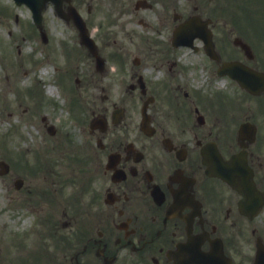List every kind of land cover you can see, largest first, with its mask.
<instances>
[{"label":"flooded vegetation","instance_id":"obj_1","mask_svg":"<svg viewBox=\"0 0 264 264\" xmlns=\"http://www.w3.org/2000/svg\"><path fill=\"white\" fill-rule=\"evenodd\" d=\"M43 1L91 118L4 175L0 264H264V0Z\"/></svg>","mask_w":264,"mask_h":264},{"label":"rangeland","instance_id":"obj_2","mask_svg":"<svg viewBox=\"0 0 264 264\" xmlns=\"http://www.w3.org/2000/svg\"><path fill=\"white\" fill-rule=\"evenodd\" d=\"M0 2H2L3 4H10L14 7V10H17V14L19 17L18 21L15 22H17L21 26L22 35L25 38L31 40L34 36V32L33 23L31 21V17L28 16V11L25 8H15V5L11 4L12 0H0ZM51 17L52 15L50 13L47 14L48 19H50ZM15 19L17 20V18ZM13 22V19H9L8 26L15 32L18 29V26H16ZM13 25H15L14 28ZM4 27L0 25V159L9 161V163H17L19 153V149L17 148V146L20 145L23 138H30L29 134L27 133L28 129H36L34 126H31L29 124H32L34 120L35 126L39 125V120L37 119L35 114H33L32 118H30L28 116L32 115V112L30 110L23 111V108H30V102L34 100L36 101L37 106H39L41 102L37 101V99L41 98L42 96V93L40 92L38 86L34 85L32 87H28V85L32 83L33 78L37 77V71L35 69L33 71L29 70L25 75L24 72H21L20 70L24 66L29 67L32 65L33 60L31 59V56L40 51V46L36 47V49H34L33 51H29L28 47L26 46L22 48L19 44L11 48L8 45L7 41L4 39ZM65 29L66 28L64 26L57 24L56 22H52L51 37H53V41L59 39V37L57 36H60L61 32L67 34ZM22 45L24 46L23 42ZM21 60L23 62L20 65ZM51 73L53 72L51 71ZM16 76H20L23 83H20L18 85L12 83ZM6 79H9V82ZM58 90H60V87L58 88ZM53 92L55 93V95L48 94L47 96H49L53 100L56 98V100L54 101L56 103L58 102V105H61V98L64 94V89L62 90L63 93L60 92L59 95H56L57 88H55ZM8 111H11L9 112L10 114L8 113ZM58 111L60 112V114L53 115L50 121L53 122V124L62 127L63 131H66L64 127L65 125L69 124L67 122V119L70 117H67L66 112L61 111L59 108ZM76 124L77 129H80V127L84 126V123L82 122H77ZM32 134L33 133H31V135ZM47 137L49 138H46L45 140L51 139V136L49 134H47ZM78 138L79 136L77 137L75 132L72 133V137H68V140L71 139L72 141H74V151L82 150L80 147H78ZM83 158L84 156H73V159L77 161H81ZM14 170L17 172L20 171L16 168V166L14 167ZM11 172L13 173V171ZM5 193L6 190L3 183V177L0 174V234H2L3 228L6 227L4 225V222L8 220L5 217L4 212L2 211L3 203H5L3 194ZM10 194L14 195L15 197H22L24 195L22 192L16 191L14 187L11 188ZM5 243L6 241L3 238V235H0V263L3 259V254L6 253L4 252ZM11 264H14V262H12Z\"/></svg>","mask_w":264,"mask_h":264},{"label":"water","instance_id":"obj_3","mask_svg":"<svg viewBox=\"0 0 264 264\" xmlns=\"http://www.w3.org/2000/svg\"><path fill=\"white\" fill-rule=\"evenodd\" d=\"M17 1H19V0H17Z\"/></svg>","mask_w":264,"mask_h":264}]
</instances>
